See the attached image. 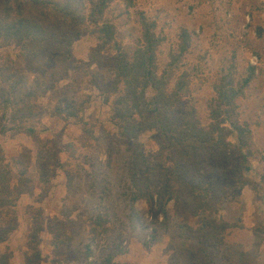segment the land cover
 Segmentation results:
<instances>
[{"label":"rangeland","instance_id":"rangeland-1","mask_svg":"<svg viewBox=\"0 0 264 264\" xmlns=\"http://www.w3.org/2000/svg\"><path fill=\"white\" fill-rule=\"evenodd\" d=\"M77 1L87 9L90 0ZM141 15L155 22L163 37L158 73L171 69L170 85L187 81L188 94L173 111L176 119L194 109L206 123L215 84L225 77L242 86L249 78L237 102L251 131L248 169L230 151H201L182 164L178 201L167 205V224L152 220L145 200L135 202L133 213L128 142L117 136L110 101L101 90L111 78L114 47L99 48L92 26L72 42L63 65H55L49 51L41 59L25 58L19 47H2L0 66L8 57L16 60L28 83L40 84L37 120L29 122L39 141L17 130L0 134V150L9 162L23 154L31 159L29 167L25 162L29 193L16 203L18 227L0 242L9 264H23L37 230L39 264H264V0H132L131 7L117 0L104 19L114 26V41L129 53L139 43ZM182 29L189 33V47L170 66ZM53 33L60 40L69 36L64 27ZM63 98H73L75 116L56 112ZM1 117L10 129L11 114L0 106ZM141 142L155 149L153 134ZM39 152L44 159L37 163ZM158 180L155 173L153 186ZM193 189L229 224L222 240H202L194 233Z\"/></svg>","mask_w":264,"mask_h":264},{"label":"trees","instance_id":"trees-1","mask_svg":"<svg viewBox=\"0 0 264 264\" xmlns=\"http://www.w3.org/2000/svg\"><path fill=\"white\" fill-rule=\"evenodd\" d=\"M116 1L90 0L86 9L77 0H0V48L19 47V55L37 59L49 51L54 55L55 65H63L71 56L72 42L87 32L86 26L96 28L99 48L113 46L115 50L110 65L111 78L101 90L110 101L111 122L116 127L117 136L128 142L130 208L134 213L135 202L145 200L152 220L156 222L162 218L167 224V205L170 201H178L182 164L199 152L230 151L240 157L242 169H248L251 131L241 119L237 102L243 96L249 78L242 86L225 77L215 84V97L209 105L206 123H202L194 109L184 111L179 120L176 119L173 111L188 94L187 81L180 78L170 85L171 69L158 73L156 53L163 37L156 34L155 22L145 16H140L141 35L131 53L114 41V26L105 21L104 15ZM126 3L128 7L132 6V0H126ZM61 27L68 30L69 36L60 40L55 38L53 31L59 33ZM179 39V53L170 55V66L178 62L189 47L190 37L186 29L180 31ZM17 64L8 57L0 66V106L10 112L9 122L12 123L7 129L1 117L0 134L17 130L39 141L29 122L37 120L35 108L40 84L33 81L30 85L24 68ZM2 84H8V87ZM52 88V84L44 87L42 94ZM62 111L75 116L73 98L60 100L56 112ZM149 133L153 134L154 150L141 142V137ZM55 156L53 150L51 159L54 160ZM43 159V153L39 152L36 162ZM25 162L29 167L31 159L27 154L9 162L0 150V242L18 227L16 203L22 194L28 192ZM155 173L159 174L157 187L152 184ZM192 196L197 217L194 233L202 240H222L229 224L214 216L210 204L204 202L201 195L194 193ZM37 231L30 237L27 249L31 252L24 255L23 264H39L35 244ZM0 264H9V255L0 254Z\"/></svg>","mask_w":264,"mask_h":264}]
</instances>
